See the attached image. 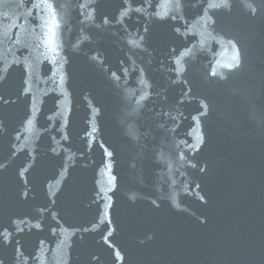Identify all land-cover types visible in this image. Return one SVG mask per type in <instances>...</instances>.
Returning <instances> with one entry per match:
<instances>
[{"label": "water", "instance_id": "95a60500", "mask_svg": "<svg viewBox=\"0 0 264 264\" xmlns=\"http://www.w3.org/2000/svg\"><path fill=\"white\" fill-rule=\"evenodd\" d=\"M0 264H264V0H0Z\"/></svg>", "mask_w": 264, "mask_h": 264}]
</instances>
